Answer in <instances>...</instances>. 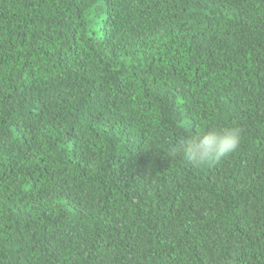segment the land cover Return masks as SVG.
<instances>
[{
	"label": "trees",
	"instance_id": "obj_1",
	"mask_svg": "<svg viewBox=\"0 0 264 264\" xmlns=\"http://www.w3.org/2000/svg\"><path fill=\"white\" fill-rule=\"evenodd\" d=\"M0 264H264V0H0Z\"/></svg>",
	"mask_w": 264,
	"mask_h": 264
},
{
	"label": "clouds",
	"instance_id": "obj_2",
	"mask_svg": "<svg viewBox=\"0 0 264 264\" xmlns=\"http://www.w3.org/2000/svg\"><path fill=\"white\" fill-rule=\"evenodd\" d=\"M241 129H211L185 136L171 148L193 167L207 165L236 152L240 146Z\"/></svg>",
	"mask_w": 264,
	"mask_h": 264
}]
</instances>
